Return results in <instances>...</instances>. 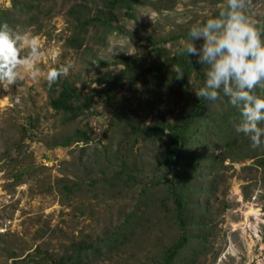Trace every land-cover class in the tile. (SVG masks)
Segmentation results:
<instances>
[{"label":"rangeland","instance_id":"374dc122","mask_svg":"<svg viewBox=\"0 0 264 264\" xmlns=\"http://www.w3.org/2000/svg\"><path fill=\"white\" fill-rule=\"evenodd\" d=\"M30 1L36 5L25 0ZM134 1V19L124 6L114 12L121 31L105 35L92 29L82 35V48L75 47L69 10L88 5L95 16L107 11L104 0H47L30 6L14 25L11 64L0 82V264H56L76 243L106 238L135 212L143 217L137 235L125 247L102 250L88 264H154L179 238L173 206L156 186L170 177L161 165L166 138H142L131 127H147L159 117L173 122L185 105L182 99L200 94L198 81L192 77L178 90L170 79H149L146 86L120 88L111 104L96 92L98 81L119 74L126 60L146 68L161 63L194 33L241 38L248 24L263 22L264 0H245L243 19L235 15L227 28L213 23L204 31L201 24L236 0ZM0 8L11 9L12 1L0 0ZM64 78L94 99L92 110L77 119L51 107L53 86ZM150 94L161 102L149 103ZM87 125L90 143L63 146ZM249 143L234 150L238 161L225 160L204 173L200 197L207 240L198 247L202 235L192 232L196 238L184 264H264V171L255 159L243 158L261 153L264 143ZM44 159L53 166H45ZM123 164L133 181L115 180ZM208 187H213L209 193ZM29 255L37 263L24 262Z\"/></svg>","mask_w":264,"mask_h":264},{"label":"trees","instance_id":"16d2710c","mask_svg":"<svg viewBox=\"0 0 264 264\" xmlns=\"http://www.w3.org/2000/svg\"><path fill=\"white\" fill-rule=\"evenodd\" d=\"M11 1V9L0 8V82L7 78L11 64L10 37L15 30L14 25L33 5L31 1ZM45 1L36 0V5L32 7L38 8ZM244 1L236 0L233 6L209 18L200 25L201 30L213 23L221 29L227 28L235 15L243 19ZM104 3L107 11L98 12L95 16L91 15L88 5H77L69 10L70 22L75 29L73 38L77 41L76 48H82V35L86 36L92 29L103 30L105 35L121 31L120 27L114 25V12L123 6L129 10L126 13L129 18L135 17L134 0H104ZM247 28L248 34L241 38H203L194 33L186 46L173 57H166L161 63L147 68L145 63L140 65L138 60L133 64V61L126 60L123 62L125 69L119 74H105L98 81L100 89L96 92L106 104L117 101L120 88H134L141 82L146 86L149 79H153L154 83L170 79L171 86L180 90L194 77L200 87L199 95L182 99L185 105L173 122L159 117L156 123L147 127L135 124L131 127L132 132L142 138L153 141L166 138L161 165L170 177L161 179L156 186L161 187L160 190L165 192L167 201L173 206L172 217L179 238L165 248L160 261L154 264L186 263L189 259L185 254L194 244L192 240L196 236L192 232L196 229L202 235L198 236L201 242L197 244L201 247L207 240L204 235V230H207L205 217L202 216L205 203L200 197L204 189L200 182L216 168L215 164L228 159L238 161L233 152L240 148L239 145L242 147L248 141L252 146L264 143V20L260 24H248ZM137 66H140L138 70ZM53 89L57 90V95L51 94V107L73 119L83 116L94 106L93 97L83 95L67 78L56 81ZM149 89L146 90L149 92ZM155 96L150 94L148 102L159 104L161 98L157 101ZM88 127L76 129L63 146L90 143L92 133ZM217 151L221 152L220 156L214 155ZM243 158L255 159L254 165L264 171V150ZM126 168V164H123L122 173L115 178L116 181L134 180V177L126 175ZM65 187L73 191L72 186ZM211 189L213 187H208L207 192H211ZM146 191L153 193L152 189ZM125 223L106 238L76 243L71 253L56 264H88L104 249L112 251L125 247L142 228L143 217L138 212L131 213ZM30 260L37 263L34 255H29L24 262Z\"/></svg>","mask_w":264,"mask_h":264},{"label":"built area","instance_id":"2783aa9c","mask_svg":"<svg viewBox=\"0 0 264 264\" xmlns=\"http://www.w3.org/2000/svg\"><path fill=\"white\" fill-rule=\"evenodd\" d=\"M43 164H44L45 166H47V167H50V166H53L54 163L48 161L47 159H44V160H43Z\"/></svg>","mask_w":264,"mask_h":264},{"label":"bare ground","instance_id":"6f19581e","mask_svg":"<svg viewBox=\"0 0 264 264\" xmlns=\"http://www.w3.org/2000/svg\"><path fill=\"white\" fill-rule=\"evenodd\" d=\"M6 99V98H5Z\"/></svg>","mask_w":264,"mask_h":264}]
</instances>
